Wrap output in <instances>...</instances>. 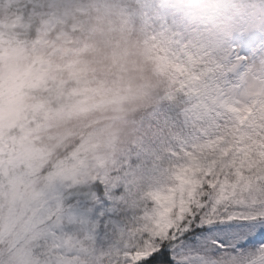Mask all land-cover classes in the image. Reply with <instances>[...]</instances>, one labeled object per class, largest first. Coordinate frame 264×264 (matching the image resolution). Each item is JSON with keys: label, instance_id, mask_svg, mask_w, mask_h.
Returning <instances> with one entry per match:
<instances>
[{"label": "snow or ice", "instance_id": "snow-or-ice-1", "mask_svg": "<svg viewBox=\"0 0 264 264\" xmlns=\"http://www.w3.org/2000/svg\"><path fill=\"white\" fill-rule=\"evenodd\" d=\"M152 39L168 67L162 99L189 97L199 134L116 243L98 247L95 226L70 229L85 223L72 214L28 243L0 235V264H264V26L228 48L170 29Z\"/></svg>", "mask_w": 264, "mask_h": 264}, {"label": "clouds", "instance_id": "clouds-1", "mask_svg": "<svg viewBox=\"0 0 264 264\" xmlns=\"http://www.w3.org/2000/svg\"><path fill=\"white\" fill-rule=\"evenodd\" d=\"M163 16L190 41L228 48L264 26V0H28L19 17L0 6V123L55 100L58 127L102 120L94 155L118 162L137 142L143 115L168 92L149 30ZM97 88L107 99L99 116Z\"/></svg>", "mask_w": 264, "mask_h": 264}, {"label": "rangeland", "instance_id": "rangeland-1", "mask_svg": "<svg viewBox=\"0 0 264 264\" xmlns=\"http://www.w3.org/2000/svg\"><path fill=\"white\" fill-rule=\"evenodd\" d=\"M166 29L178 32L185 41L191 38L178 28L173 20L167 16L160 18ZM244 35V34H243ZM242 35V36H243ZM242 38V37H241ZM197 44H201L192 40ZM210 48V47H209ZM40 106V105H39ZM39 106L34 113L29 114L25 119L12 125L0 123V218L5 212L8 203L14 202L17 195L24 192L22 182L16 173V168L20 164H29L30 161L41 158L44 144L41 143L39 133L43 132L47 126L38 128L33 125L39 113ZM58 106V105H57ZM56 106V107H57ZM190 146V144L188 145ZM83 152L73 158L69 164H62L54 169L46 186L40 191H32L26 198L22 206L23 217L29 215V222L21 226L17 232V237L26 243L47 235L54 226L60 223H67L73 214L83 217L85 223L82 225H70V229L93 228L95 242L98 247H108L116 243L123 229L130 226L133 218L138 212L137 204L143 194L151 188L158 179H162L168 169L175 163L176 159H162L153 157L152 152L144 155H135L117 168L114 167V174L98 173V165L94 153L99 151V140L94 143L86 140L82 145ZM81 155V156H79ZM98 173L99 178L109 176L110 183L108 194L105 200H101L95 205L86 208L61 209L62 186H78L82 178H87L89 174ZM11 178V183H5ZM118 178V179H117ZM14 193L15 197L11 198ZM6 232H11L14 227V220H9ZM4 236H7L3 234ZM45 243L49 241L45 240Z\"/></svg>", "mask_w": 264, "mask_h": 264}, {"label": "trees", "instance_id": "trees-1", "mask_svg": "<svg viewBox=\"0 0 264 264\" xmlns=\"http://www.w3.org/2000/svg\"><path fill=\"white\" fill-rule=\"evenodd\" d=\"M28 0H0V6L6 5L17 17L25 11L24 4ZM15 19V17L13 18ZM151 36L161 31L167 30L161 19L149 24ZM23 38V37H21ZM156 45L159 55L163 57L165 53L157 46V42L152 40ZM168 67L165 61H162V77L167 82L168 90L170 82L168 79ZM60 89H57L59 93ZM95 95V105L93 113L99 116L107 104L104 89L97 88ZM193 101L183 93L177 94L174 99H161L157 104L151 106L143 115L140 124V132L137 142L132 145L127 154L118 162L107 163L95 155L98 165V173L103 171V175L114 174L115 168L132 159L135 155H145L146 152H152V156L162 159H176L177 154L187 147L192 139L199 134V129L192 123L191 118L186 114ZM55 100L41 102L37 119L33 122L38 128L47 126L45 130L39 133L41 143L44 144L41 158L30 161L29 164H20L16 168L14 175L18 176L22 182L24 192L17 195L14 202L9 203L6 210L0 218V235H12L17 237V232L24 224L29 222V215L23 217L21 214L22 206L25 204L27 197L35 190H42L52 176L54 169L62 164H69L78 154L83 152L82 145L86 140L94 143L99 137L97 135L98 126L103 123L98 119H85L82 123L79 121L70 122L63 128L54 124L51 119L52 110L56 108ZM96 151L95 153H98ZM81 156V155H79ZM98 173L89 174L88 177L82 178L78 186H62V194L59 195L61 209L67 208H88L95 205L101 200H105L108 194L109 183L97 181L100 179ZM9 178L5 183L10 182ZM12 193V192H11ZM11 198L15 197L14 193ZM13 219L15 227L11 232H6L9 220ZM25 226V225H24Z\"/></svg>", "mask_w": 264, "mask_h": 264}]
</instances>
